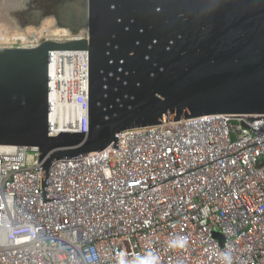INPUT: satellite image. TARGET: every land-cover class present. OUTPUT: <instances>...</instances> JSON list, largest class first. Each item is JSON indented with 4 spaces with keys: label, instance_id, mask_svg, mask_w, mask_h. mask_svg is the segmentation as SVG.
<instances>
[{
    "label": "built area",
    "instance_id": "2783aa9c",
    "mask_svg": "<svg viewBox=\"0 0 264 264\" xmlns=\"http://www.w3.org/2000/svg\"><path fill=\"white\" fill-rule=\"evenodd\" d=\"M62 52L85 57L87 88L59 89L80 115L58 121L48 77L50 136L88 132V56ZM117 150L54 164L64 200L41 205L37 149L1 146L0 264H264V123L169 122L122 132Z\"/></svg>",
    "mask_w": 264,
    "mask_h": 264
},
{
    "label": "water",
    "instance_id": "95a60500",
    "mask_svg": "<svg viewBox=\"0 0 264 264\" xmlns=\"http://www.w3.org/2000/svg\"><path fill=\"white\" fill-rule=\"evenodd\" d=\"M8 9L1 15L18 31L52 20L70 36L0 49V147L37 149L41 205L64 200L49 196L54 164L109 156L124 131L199 117L264 123V0H17ZM61 51L87 53L88 132L50 136L49 56Z\"/></svg>",
    "mask_w": 264,
    "mask_h": 264
},
{
    "label": "bare ground",
    "instance_id": "6f19581e",
    "mask_svg": "<svg viewBox=\"0 0 264 264\" xmlns=\"http://www.w3.org/2000/svg\"><path fill=\"white\" fill-rule=\"evenodd\" d=\"M52 22V25L48 30L58 31L56 29L55 23L52 20H46L42 23V25L38 29L26 28L19 35L14 36L15 38L19 37H29L31 34L42 35L46 33L44 30L47 29L49 23ZM0 29H4L3 25H0ZM32 30L34 32H32ZM6 30H2L0 32V38L3 39L7 36H4ZM67 34L68 32L65 31ZM65 32H56L54 35H42L43 38H69ZM11 37V36H9ZM41 38L37 39L40 40ZM41 39V40H42ZM58 40V39H57ZM49 59V76L50 84H51V92H50V108L52 118L55 117V120H58L64 117H73L74 120H77L80 112L76 109L74 100L71 101V106L69 108L68 114L65 116L64 112H62L61 107V98L58 94L60 88L64 86L65 83L68 82L72 87L73 92H79L81 89L87 88V72H86V61L85 57L81 53L76 52H62V53H52Z\"/></svg>",
    "mask_w": 264,
    "mask_h": 264
},
{
    "label": "rangeland",
    "instance_id": "374dc122",
    "mask_svg": "<svg viewBox=\"0 0 264 264\" xmlns=\"http://www.w3.org/2000/svg\"><path fill=\"white\" fill-rule=\"evenodd\" d=\"M15 2H17V0H0V25L4 26V29H0V32H2V30L3 31L6 30L4 36H7V37H5L3 39L0 38V49L29 46V45L35 44L36 42L39 43L40 41L46 40V39L47 40H57V39L58 40H65L66 39V38H43V39L41 38L42 35L45 36L47 34V35H51L52 36V34L54 35L56 32H65V30H63V29H59L58 31L48 30L49 27L52 25V22L48 24L47 29L44 30L46 33H43L42 35L31 34L29 37L15 38L14 36L19 35L22 31L16 30V28H14L11 25L10 21L8 20L9 21L8 22L7 20H5L6 18H3L2 15H1V13H3V11L6 10V8H11V9H8V10H12ZM33 30H32V32L36 31V30H34V31ZM9 36H11V37H9ZM39 38H41L42 40L41 39L37 40Z\"/></svg>",
    "mask_w": 264,
    "mask_h": 264
},
{
    "label": "clouds",
    "instance_id": "9594fccd",
    "mask_svg": "<svg viewBox=\"0 0 264 264\" xmlns=\"http://www.w3.org/2000/svg\"><path fill=\"white\" fill-rule=\"evenodd\" d=\"M224 257L226 261H230V255L228 253H224Z\"/></svg>",
    "mask_w": 264,
    "mask_h": 264
}]
</instances>
